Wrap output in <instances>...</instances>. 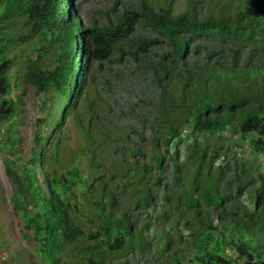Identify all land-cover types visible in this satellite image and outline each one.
<instances>
[{
  "label": "trees",
  "instance_id": "16d2710c",
  "mask_svg": "<svg viewBox=\"0 0 264 264\" xmlns=\"http://www.w3.org/2000/svg\"><path fill=\"white\" fill-rule=\"evenodd\" d=\"M140 1L138 10H122L114 21L109 18L102 24L84 26L75 16L73 0H0V31H14V26L25 30L14 37L7 32L0 36V126L17 113L20 104L19 99L7 96L14 63L8 53L14 45L31 43L30 53L23 57V81L34 87L36 96L48 97L42 103L45 114L37 119L27 161L19 164L17 159H4L13 190L12 209L19 215L23 229L31 231L35 250L47 259V264H61L64 245H73L70 253L73 249L79 252L64 264H104L106 256L149 245L140 232L146 229V220L139 224V230L137 220L126 211L116 215L112 209L115 197L101 180L104 171L110 180L117 173L104 168L90 143L96 144L95 131L105 136L113 132L105 124L92 128L90 100L84 107L88 120L83 123L81 120L87 117L75 118L85 136L76 157L88 153V173L71 154L66 158L68 164L63 163L60 134L66 116L72 113L84 90L91 62L109 59L124 40L130 41L128 54L136 60L155 46L165 45L159 60L141 59V66L151 72L158 87L150 119L149 152L120 136L129 156H122L124 166L118 174L134 181L120 185L129 186L136 206L153 202L152 185H161V197L171 206L170 211H175L173 215L169 210L158 213L175 222L182 219L190 229L187 243L193 254L191 264H264L262 174L256 173L259 180L247 174L240 178L239 172L245 174L250 164L225 163L216 167L215 174L218 179L230 167L227 180L212 179L209 171V179L196 180L205 166L220 157L223 145L202 147L192 140L187 145L191 172L186 170L182 177L174 172L171 180L164 182L161 173L166 161L159 150L162 144L181 140L185 127L197 135L222 134L232 129L239 133L233 144L241 146L239 140L245 139L252 155L264 152V0H239L234 8L216 3L206 7L202 15L196 0H185L184 9L176 14L167 0ZM139 28L151 33L144 34ZM196 38L218 39L220 45L213 47L204 42L205 46L200 47ZM226 40H237L240 46L231 47ZM199 48L204 50L203 61L190 62V52ZM176 78L180 81L179 95L170 87ZM16 141L17 137L7 136L5 144L14 145ZM138 155L147 157L140 160ZM173 168L177 170L178 166L174 164ZM96 188L99 193L94 196ZM79 190L88 199L95 220L89 212L79 210L80 205L85 207ZM242 192L246 193L244 202L238 201ZM156 211L152 207L150 214ZM179 212H189L190 218L179 216ZM80 218L93 222L94 230L84 229ZM159 239L163 241L160 249H167L171 238L161 235ZM169 264L183 261L173 256Z\"/></svg>",
  "mask_w": 264,
  "mask_h": 264
},
{
  "label": "rangeland",
  "instance_id": "374dc122",
  "mask_svg": "<svg viewBox=\"0 0 264 264\" xmlns=\"http://www.w3.org/2000/svg\"><path fill=\"white\" fill-rule=\"evenodd\" d=\"M150 1L162 2L163 0ZM167 1L170 3L173 14L179 13L184 9L185 0ZM196 1L200 3H198L200 6L199 12L202 15L206 13V7H212L217 3L218 5L226 4L234 8L239 0ZM73 4L76 8V18H78L82 25L89 26L93 23H105L109 18L114 21L117 13L122 10H138L141 1L73 0ZM12 28L15 33L12 30L4 29L0 31V36L7 32L10 37H14L19 32H25L21 26H14ZM138 30L143 31L142 33L144 34L151 33V31L144 28H139ZM196 42L200 43V47L205 46L204 42L213 47L220 45L218 39L208 40L207 38H202L197 39ZM237 42V40H226V44L235 48L240 46ZM30 45V42L14 45L8 53L14 63L9 73L10 91L7 96L16 100L19 99L20 104L17 113L0 126V260L2 264L48 263L46 258L39 257L35 250L31 231L23 229L19 215L12 209L11 197L13 190L11 181L6 174L4 163L5 158L17 159V163L19 164L27 161L34 132L38 124L37 119L45 114L42 103L48 97L45 95H42V98L36 96L34 87L23 81L24 66L26 64L23 57L30 53ZM129 45L130 41L124 40L119 43L120 49L115 50L109 59L102 62L90 63L84 90L78 99L76 107L73 110L74 112L72 111L71 114L66 116L62 127L60 142L64 151H60V155L63 158V163L67 165V155L71 154L75 158L76 163L80 164L84 173L89 172L88 153H82L79 157H76L78 153H81V146L85 142V136L81 128L76 124L77 120L75 118L78 116V119L81 120L84 116H89L86 115L84 107L87 100H90L92 102L89 105L92 128L94 129L96 125L103 127L105 124L113 132L112 135L105 136L100 131H95L96 144L90 143L91 148L97 150L98 159L102 161L104 168L117 173L112 178L113 180H110L109 174H106V171H104L101 180L111 189L115 197L112 209L116 215H119L121 211H126L132 218L137 220V229L139 230H141L139 224L143 220L148 222L146 229L140 231L144 237L143 240L146 244H149L148 246L144 245L142 248H135L132 251H122L110 257L106 256L104 264H169L170 257L173 258V256L182 259L183 264H191L190 258H192L193 254H191V248L187 243L191 236L190 229H187V225L182 219L179 222H175L173 218L160 216L158 213V210H169V214L173 215L175 211H170L172 209L171 206L161 197V185H152L154 198L153 202H150L148 206H136V197L129 186L123 188L120 185V182L124 181L134 182L129 180L126 175L118 174V171L124 166L121 163L122 156H129L128 149H124V144L125 146L127 144L120 136H125L132 145H138L144 151L149 152L150 119L152 118V111L156 108L154 103L157 102L158 87L151 79V72L144 70L140 63L148 59L159 60L160 54L166 50L165 45H157L148 55L136 60L128 54ZM226 50L229 52L228 49ZM241 53L245 54V50H242ZM33 54H36V52ZM203 54L204 50L199 48L196 52H190L188 59L190 62L192 60H199L201 62L203 61L202 58H204ZM50 59L51 57L48 58L47 62ZM170 87H172L171 89L176 95H179L180 81L177 78L170 82ZM88 118L82 119L81 122L84 123ZM181 133V140L174 139L168 146L160 145L159 150L163 153L166 161V166L161 173L164 182H169L174 172L180 173L181 177L186 170L191 172L193 167L188 161L187 153L189 146L187 145L192 140H196L202 147L205 144H208L209 148L214 147L216 144L223 145V148L218 153L220 157L215 159L212 164L205 166L201 175L196 180L204 181L209 179L207 176L208 171L211 174L209 177L212 179L227 180L231 172L230 167L229 170L228 168L224 169L222 174L218 176V179L215 174L216 167L222 166L225 163H229L231 166L233 163L236 164L238 162L250 164L251 167L245 174L239 172L240 178L247 174V176H252L253 180H259L260 177L256 173H260L263 176L261 179H264V152L252 155L249 152L250 145L245 139L239 140L241 146L233 144V141L239 137V133H233L232 129H228L222 134L200 133L197 135L192 133L189 128L183 127ZM7 136L17 137L16 143L14 145H6ZM165 148H167V151ZM174 150H176V153ZM146 157L147 155L137 156L140 160ZM174 164L178 166L177 170L173 168ZM40 183L44 187V181L40 180ZM93 185L97 186V184ZM94 191V196H96V193H99V191L97 188ZM82 194L83 192L80 191L79 198L84 200L85 207L80 205L79 210L81 212H89V215L95 220V213L88 199ZM245 196L246 193L242 192L238 201L244 202ZM152 207L157 210L154 214H150ZM178 215H182L183 218H190L189 212H182ZM79 223L84 229L94 230L95 228L94 223L86 218H80ZM161 235H167V237L171 238L168 248L164 250L160 249V246H163V241L159 239ZM180 235L181 238H178ZM71 248H73V245L63 246V251L60 254L61 264H64L65 261L74 260L79 255V252L74 249L70 253L68 250H71Z\"/></svg>",
  "mask_w": 264,
  "mask_h": 264
},
{
  "label": "built area",
  "instance_id": "2783aa9c",
  "mask_svg": "<svg viewBox=\"0 0 264 264\" xmlns=\"http://www.w3.org/2000/svg\"><path fill=\"white\" fill-rule=\"evenodd\" d=\"M2 259H4V258H2ZM0 264H2L1 260H0Z\"/></svg>",
  "mask_w": 264,
  "mask_h": 264
}]
</instances>
